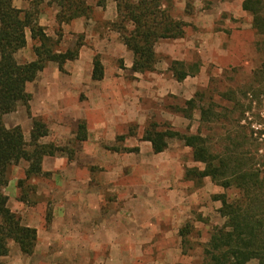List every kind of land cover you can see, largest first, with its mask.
Returning <instances> with one entry per match:
<instances>
[{
	"label": "rangeland",
	"instance_id": "rangeland-1",
	"mask_svg": "<svg viewBox=\"0 0 264 264\" xmlns=\"http://www.w3.org/2000/svg\"><path fill=\"white\" fill-rule=\"evenodd\" d=\"M21 1L24 7L29 0ZM243 1L184 0L185 9L182 10L172 0L171 15L183 22L185 17L194 15L197 3L202 10L213 11L215 7L231 2L232 13H223L218 19L215 30L222 33V38L216 41L217 47L213 52H198L201 45L196 43L195 50L188 49L184 43L183 63L187 66L199 65L200 72L196 77L178 83L170 71L174 61L165 53V50L171 49L173 40H161L156 45L159 54L153 73L160 81L155 90L151 91L150 85L146 89L137 85L134 89L122 86L114 88L110 83L100 87L101 107L98 113L89 122L82 121L87 125L86 142H77L72 121L57 120L51 113L47 120L34 117L36 106L32 107L31 103L21 105L16 112L4 117L7 129L20 127L28 144L31 143L34 121L44 123L49 135L40 144L54 145L63 150L50 158L79 162L82 166L81 179L85 182L88 176L92 178L90 188L83 186L86 189L82 191L88 197L93 190L104 216L102 219L92 218L90 223L94 237L99 236L96 231H105L104 243L99 246L92 243L96 246L87 249L64 248L62 240L72 242L81 235L73 231L63 238L60 233L56 236L55 247H39L34 264H205L204 250L213 230L223 227L226 222L219 214L222 205L215 198L226 195L234 199L239 191L224 190L211 179L203 182L186 180L187 170H203L204 165L194 162L193 151L184 142L169 140L168 149L163 154L155 155L152 145L143 142L142 138L152 124H156L160 131L173 130L188 136L201 133L208 138L209 147L214 153L236 152L264 172V39L253 29L252 15L240 12L239 5ZM51 2L34 0L29 10L35 12L40 21L41 15L50 14V5H54ZM112 2L115 3L114 0L108 1ZM58 8V25L52 28L55 39L47 35L57 43L56 49L65 51V45H71L70 49H74L78 44H84L85 35L77 36L75 41L67 39L63 42L64 34L60 26L69 23H59L58 16L62 10ZM90 18L96 19V16L92 13ZM112 24H106L105 28L98 25V30H94L104 35L108 29L113 31ZM189 27L187 24L185 39ZM42 28L46 33V29ZM27 37L30 47L27 45L16 55L22 64L35 56V42L30 31H27ZM118 66L120 73L114 74L111 62H108V82H126L130 85L138 81L132 69L128 71L125 68L124 60H119ZM63 74L65 79L66 73ZM149 74H143L144 78H148ZM32 90L37 91L36 86H32ZM81 94L79 106L86 108V91ZM194 99L197 109L188 113L191 116L188 119L183 110L188 108L187 102ZM68 103L75 106L73 100ZM200 108L210 112V118L205 123L201 121ZM107 109L116 114L114 120L109 122L103 114ZM121 137L124 140H120ZM136 148L139 152L126 151ZM27 163L22 161L9 171V183L17 182L18 189L19 182L26 180L29 168L24 172L22 167ZM65 170L43 173V176L28 181V206L40 204L37 210L43 208L47 214L52 213L59 202L52 192L56 190V182L62 180ZM72 202L78 203L74 195ZM83 209L87 212L90 208L83 206ZM138 212H142V215L139 216ZM49 224L46 217L43 223L38 222L37 225L44 231ZM181 231H184L185 237L181 236ZM88 235L83 237L87 239ZM15 245L18 246L13 242L9 244L10 259L16 256ZM251 264L258 263L254 261Z\"/></svg>",
	"mask_w": 264,
	"mask_h": 264
},
{
	"label": "trees",
	"instance_id": "trees-1",
	"mask_svg": "<svg viewBox=\"0 0 264 264\" xmlns=\"http://www.w3.org/2000/svg\"><path fill=\"white\" fill-rule=\"evenodd\" d=\"M15 1L0 0V264H5L4 259L10 254V242L16 243L23 255L28 257L34 255L38 243V231L25 226L22 218L8 207L9 198L5 190L9 185L10 169L22 161L30 164L26 180L18 184L21 193L19 201L29 204L26 183L44 175L42 165L46 157H55L63 152L54 145L40 144L49 135L47 126L41 121H34L31 143L28 144L20 127L7 129L4 117L16 112L21 105L27 106L32 102L28 85L37 80L49 63L58 64L60 71L64 72L68 62L79 58L84 45L80 43L72 50L60 52L56 49L57 43L40 26L35 12L16 8ZM108 1L98 0L97 6L106 8ZM114 1L118 19L112 24L113 31L120 35L122 43L134 55L132 72L142 75L153 73L158 63L156 45L161 40L183 38L187 24L171 15L172 0ZM51 3L62 10L58 16L60 24L80 18L89 19L93 13L89 0H52ZM243 10L252 15L253 29L264 39L263 0H244ZM27 31L31 32L35 42L36 60L22 64L16 55L27 47ZM199 68V65L187 66L174 61L170 71L174 79L181 83L199 74ZM92 78L95 82H102L105 78L100 56L95 57ZM187 106L183 113L190 119L188 113L197 109L196 100L188 101ZM200 111L201 121L205 123L210 118V112L205 108H200ZM87 139V125L81 122L76 140L83 143ZM173 139L184 142L192 149L194 162L204 165L203 170H187L186 180L203 182L211 179L224 190L239 191L234 199L226 195L215 198L222 205L219 214L226 222L223 227L213 230L204 250L205 264H251L254 261L264 264V172L236 152L214 153L208 138L201 133L188 136L173 130L160 131L156 124H152L145 130L142 141L150 143L154 154L160 155L168 149V141ZM126 151L135 153L139 149ZM47 218L50 223L51 212ZM181 236H186L184 231H181Z\"/></svg>",
	"mask_w": 264,
	"mask_h": 264
},
{
	"label": "crops",
	"instance_id": "crops-1",
	"mask_svg": "<svg viewBox=\"0 0 264 264\" xmlns=\"http://www.w3.org/2000/svg\"><path fill=\"white\" fill-rule=\"evenodd\" d=\"M50 1L51 0H46L47 3H50ZM174 1L176 2L178 9H185L184 0ZM32 2H34V0H29L23 7L21 6L23 5L22 1L16 0L14 5L20 10H29ZM97 2L98 0H89V5L93 8V14L96 16V19L80 18L69 24H62V26H60V30L62 34H64V43L67 39H73V41H75L77 36L85 35L84 45L80 49L79 58L74 62H68L64 66V72L60 71L58 64L49 63L37 80L28 85V92L33 96L31 102L32 107L33 105L36 106V110L33 112L34 117H41L47 120L49 119V113H51L57 120L72 121V123L75 124L76 134L80 122H89L94 118V115L98 113L101 107L99 101L100 92H98L100 87L110 83L109 85H113L114 88L122 86L125 87V89H134L137 85L146 89L148 87L147 85H150V90L154 91V87L158 85V82L160 81L157 75H155L156 73H150L148 78H144L145 76L141 74H134V77L138 81H135V83L130 85L126 82L121 83L116 81L113 82V84L108 82V62H111L113 73L118 74L120 73L118 66L119 60L125 61V68L129 71L133 67L134 55L122 43L118 33L111 31L110 29H108L107 33L104 35L95 32V28L98 30L99 26L104 27L106 24L114 23L118 19L117 7L114 2L108 3L106 8L98 7ZM243 3L244 1L240 2L239 5L241 13L245 12L243 10ZM50 6V14L41 15L39 23L40 26L46 29L47 35L55 39L56 34L52 31V28L54 25H58L56 15L59 8L55 4ZM195 7L194 15L184 18V21L190 26V30L186 32V39L183 37L178 40H173L171 49L165 50L167 57L171 58L172 61H184V50L186 49L184 48V43H186L188 49L196 50L195 45L197 43L201 45V50H198V52L207 50L213 52L217 47L216 41L222 38V33L215 30L218 19L223 13H232L231 2H225L215 7L213 11L202 10L198 3ZM63 42L62 44L64 45ZM27 45L30 47L28 37ZM65 46L67 47L66 50L60 52L72 50L70 49L72 47L71 45ZM156 53L159 54V51H156ZM96 56H100L105 68V78L102 82H95L92 78ZM35 60L36 57L32 56L28 63ZM63 73H66L65 79H63ZM141 79H143V81H141ZM146 79H148L149 83L146 82ZM32 86H36L37 91L34 92ZM83 91H86V108L79 106L82 97L81 93ZM72 100L75 102L74 107L68 103V101ZM103 114L106 116L108 122L114 120L116 115L108 109ZM50 159H52V162ZM29 166L30 164L27 163L22 167L24 172H26ZM63 168L67 170L62 174V180L60 179L62 182H56L55 184L56 190L58 191L54 190V192H52L54 197L56 199L58 198L59 202L52 212V220L49 226L45 228L44 231H42L37 224L38 222L43 223L45 221L48 215L47 210H43V208L42 210H37L41 207L40 204L29 207V204L20 202L18 200L20 190L17 188V182H14V184L13 182L9 183L5 190V193L9 198L8 207L13 213L21 216L22 222L25 226L34 228L38 231V243L35 253L31 257L23 255L19 246L15 245L14 249L16 251V256L14 259H10L8 256V261L7 258L4 259L5 264H34V257L37 254L39 247L42 246L46 249L55 247V245H57L56 236L60 233L63 234V238L67 237L68 234L73 231L76 235H81L80 238L72 242H68L65 239L62 240L61 243L64 248L71 247L87 249L96 246L92 245V243H96L98 246L100 243H104L105 240L102 239L105 231H96L97 234L99 233V236L96 238L94 237V234H92L93 230L90 229L92 218L94 219L97 217L102 219V217H104L99 210L98 198L96 195H93V190H91L90 196L88 197L87 194L82 191L86 186H89L90 188V184L92 183L91 176H88L85 182L81 179L80 172L82 166H80L78 161L70 163L64 159L46 157L42 165L43 173L57 172L63 170ZM73 195L77 198L78 203L72 202ZM83 206L84 208L86 206L90 209L86 212L85 209H83ZM138 215L141 216L142 212H138ZM84 233H89L87 239L83 237V235H86ZM144 238L145 237H143V239ZM139 240L140 237H138V241ZM47 261L49 262V260Z\"/></svg>",
	"mask_w": 264,
	"mask_h": 264
}]
</instances>
